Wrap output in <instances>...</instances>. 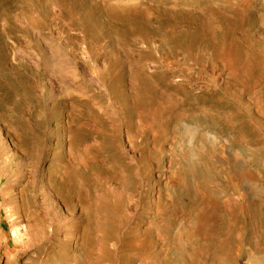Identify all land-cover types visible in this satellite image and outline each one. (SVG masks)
Here are the masks:
<instances>
[{"label":"rangeland","instance_id":"374dc122","mask_svg":"<svg viewBox=\"0 0 264 264\" xmlns=\"http://www.w3.org/2000/svg\"><path fill=\"white\" fill-rule=\"evenodd\" d=\"M0 178V264H264V0H0Z\"/></svg>","mask_w":264,"mask_h":264},{"label":"bare ground","instance_id":"6f19581e","mask_svg":"<svg viewBox=\"0 0 264 264\" xmlns=\"http://www.w3.org/2000/svg\"><path fill=\"white\" fill-rule=\"evenodd\" d=\"M60 63H58V65L60 66V67H62L63 65H66V66H68V67H71L73 64H72V62L70 61V59H68V58H56ZM45 62L46 63H48V64H45V66H51L52 64H53V62H52V60H51V58H50V55H47L46 54V56H45ZM2 181V179L0 178V182ZM10 184H11V182H10V180L7 182V189H8V186H10ZM12 187L10 186L9 187V190L11 189ZM5 191L4 190H2V191H0V200H3L4 201V203H6L5 201H6V199H5V193H4ZM19 235V232H18V230L16 229V233H15V235Z\"/></svg>","mask_w":264,"mask_h":264}]
</instances>
